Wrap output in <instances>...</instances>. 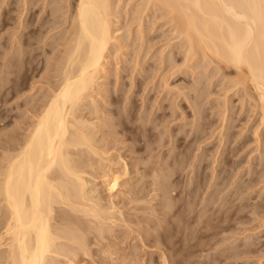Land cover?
<instances>
[{"label":"rangeland","instance_id":"rangeland-1","mask_svg":"<svg viewBox=\"0 0 264 264\" xmlns=\"http://www.w3.org/2000/svg\"><path fill=\"white\" fill-rule=\"evenodd\" d=\"M26 1L29 6L25 4L24 0H0V79H2L0 81V140L1 138L5 140L12 134L13 139L16 133L17 138H22L30 130L31 124L36 119L35 116L49 94L51 72L48 71L51 70H49L48 64L50 62L49 65L52 64V58L60 50L59 47H61L64 38L61 37L71 26V17L68 18L69 13L74 10L72 6L71 8L67 6V0H56L58 2L38 0L35 5H30L29 0ZM142 2L144 0H116V4H118L116 9L120 14L118 16L119 25L117 24L118 26L115 27L119 30L115 32V35L120 39L118 44L116 43L110 50L105 72L98 80L99 89L92 98L95 101L87 100L84 103L86 107L83 106L84 109L82 108L81 111L82 116H85L89 123H94L95 131H99L95 136L96 139L98 137V141L103 143L101 145H108V148L105 147L109 150L112 147V150L117 147L116 153L115 150H110L111 155L115 153V156H112L118 157L117 155L120 154L123 158H127L126 161L130 164V175L120 179L121 186H124L118 188L117 196L114 198L116 200L113 199L114 202L120 207H124V218L126 219L129 211L131 213L129 216L141 214L127 219L131 225L134 222L136 228L128 223L125 224L126 221L119 220L117 223L121 222V225H125L120 228V223L117 224L114 231L111 230L115 234L111 231L107 232L105 240L95 242L91 239L94 236L89 235V241L91 239L95 242L91 244V248H93L91 252H94L91 253V256L84 258L80 254L81 256L78 257V259H82L80 264H264V122H261L260 109H254L255 103L251 97L254 95L252 83L248 81L245 89L241 83V86L236 84L233 88L234 81L238 78L237 82L243 79L235 67L228 64L226 66L225 62L221 60L218 63V59L211 60V57L208 58L206 55H203L205 59L201 55L200 60L199 57L195 61L190 60L192 58L186 56L184 40L182 42L180 39L182 36H178V31L173 26L174 23L170 24L169 20L166 21L164 12L157 11V8L155 11L152 7L151 11L148 8L149 10L146 12L149 14L145 13L143 6L146 8V4L143 3L145 4L143 5ZM23 4L30 9L34 8L35 16L32 21L35 23L33 22L29 29L25 28L26 26H21V21L27 15ZM65 9L70 12L67 13ZM136 11H140V13L144 11L145 15H139V12L137 14ZM138 18L139 20H137ZM45 19L53 20L55 26L58 25L52 28V33L46 34V38H42L43 41L42 39H33V45L30 48L24 47L29 30L34 29V26L37 29L40 22ZM54 28L57 29L54 30ZM59 31L61 32L59 33ZM25 53L26 57H31L30 60L27 62L20 60L13 66V60L15 63L18 55ZM187 57L190 58L191 64L186 60ZM13 70H17V72L13 73ZM235 78L237 79L235 80ZM231 80L234 81L231 82ZM196 85L199 88H196ZM201 92L203 93L201 94ZM195 100L197 104H200L197 105ZM197 109H201L202 113H199V110L196 111ZM114 131L115 133H113ZM171 133L178 135L174 142H172ZM118 138L119 140H117ZM168 140L171 142L169 143ZM164 143L166 144L164 145ZM130 146L138 147L140 152L131 153L130 151V154L127 149L131 148ZM169 146L171 147L169 148ZM134 155L142 158L141 162L143 163H138L137 167L133 163ZM161 156L165 158L162 159ZM143 159L145 160L143 161ZM154 159L156 161L159 159L158 167L164 164V169L159 167L158 171L162 174L166 171L164 173L167 175L166 179H169L168 170H170L168 171L169 175L172 173V177L177 178L178 181L175 180L177 183H174V188L177 190L175 192H178L175 194L176 196L168 197V194L164 195L163 190L157 189L156 185L152 186L153 173L151 174V172L154 169ZM161 159L163 163L160 161ZM166 161L169 164H166ZM178 161H183V163L185 161L184 164L188 166L184 165L182 168ZM138 167L142 169V172L138 171ZM101 168L97 166L96 170H89L91 169L89 168L90 174L87 173L86 178L91 180L90 186L95 190L94 195L102 199L101 202L108 207L111 206L108 205L111 202L110 193L107 192L102 181V174L104 171H108V168L105 170ZM119 168L122 172L120 164L114 166V170H119ZM160 168L162 169L160 170ZM144 176L148 178L146 179ZM131 189L134 192H141V195L144 193L143 201H140L143 204L135 203L138 209L140 207L139 210L135 209L134 202H130L134 195L130 194ZM181 190L184 191V194ZM141 195L139 194L140 197H142ZM166 199L169 200L168 204ZM145 200H149L148 203H144ZM221 202H223L222 205ZM141 207L144 209L143 211H141ZM163 207L165 210L162 209ZM169 207L172 208L171 212L165 213V211L169 212L167 210ZM123 209H121L122 212ZM131 209L137 214H134ZM174 213L177 214L174 215ZM140 216L143 221H139ZM185 217L187 219L189 217V219L186 220ZM191 219L194 220L190 224ZM132 220L133 222H131ZM200 221L202 222L200 223ZM126 225L134 229L129 228L131 230H128ZM202 226L203 228H201ZM146 230L147 232H145ZM140 231L141 234H139ZM183 231L185 232L183 233ZM240 254L242 255L239 256Z\"/></svg>","mask_w":264,"mask_h":264},{"label":"bare ground","instance_id":"bare-ground-1","mask_svg":"<svg viewBox=\"0 0 264 264\" xmlns=\"http://www.w3.org/2000/svg\"><path fill=\"white\" fill-rule=\"evenodd\" d=\"M24 1H25V4L28 5V2L26 0ZM37 2L38 0H29V3H31L30 5H35ZM66 2H68L67 3L68 7L71 8L72 6V8L74 9L72 10L73 12L72 11L70 12L65 9L67 13L70 12L69 14L71 16L70 15L69 16L67 15V16L68 18L71 17L70 18L71 26L69 29L67 28L68 30L66 29L67 30L65 32L66 34L64 33L65 35L61 37V38L64 37L63 43H61L62 45L61 47H59L60 50L58 49L59 52L58 51H57L58 53L56 52L57 55L54 58H52V64L49 65L51 62L49 64L47 62L50 69L48 67L47 68L51 70V71H48V72H51L50 80H49L51 81V84L48 87L50 89H48L49 94L46 96L47 97L46 101L44 102V104L42 103L43 106L40 108V111L38 112V114L36 113L37 114L35 116L36 119L34 122L32 121L33 123L31 124L30 130L28 129L29 131L27 134L23 135L22 138L20 137L17 138V133H16V135L13 137V139L14 138L16 139L15 141L12 139L13 134L11 136L8 134L9 137L5 138V140L4 139L2 140V138L0 140V264H63V263L80 264V262L82 261V259H78L80 254L84 258L85 256H91V253L94 252V251L91 252V250L93 249L91 248L92 247L91 244L94 241L99 242L102 239L105 240L107 238V236H105L107 235L106 233L113 230L115 226L117 227L118 226L117 224L120 223L119 227L122 225H125L126 223L130 224L128 222L129 220L127 221V219H129V217L131 218L132 216L140 215L141 214L140 212L144 210L142 206L141 207L142 210L139 212L140 214L138 215L132 214V216H129V213H130L129 211V213H127L128 215L127 219L124 218L125 217L124 209H123L124 207L122 208V206L120 207L118 204H116V202H114V200L116 199L114 198L115 196H117L116 192L118 191V188L121 186L120 179H122L123 177H126L127 175H130V169H129L130 164L128 163V161H126L127 158L126 159L123 158L120 154L119 155L116 154L118 157H113L115 156V153H116L115 149L117 147L112 150L113 147L111 148L109 146V148H111L110 149L111 151L115 150V153L113 152L114 155L112 154L113 155L112 156L110 153V150L107 149L108 145L107 146L101 145L103 143H101L100 140L98 141L97 140L98 137L96 139V136H95L96 132H99V131H95V128L93 127L94 123H89L88 120L85 118V116H82L83 114H81V111L84 109L83 106L86 107L84 103L90 99H91L90 101L94 100V99L92 100V98H94V96L96 95L95 93L99 89L98 80L100 77H102L101 76L102 73L105 72L104 69L107 64V58L110 54V50H112V47L120 39V38L118 39L115 35L116 34L115 32L119 30L115 28L116 26L119 25L118 16L120 12L116 9V6L119 4L118 3L119 1H117L118 4H116V0H67ZM143 3L146 4V8L145 6H143L145 5ZM142 4L141 5L144 7L145 13L148 12L147 11L149 10L148 8H150V11L152 8H154V11L157 8L158 9L157 11L161 10V12H164V15L167 18L166 21L169 20L170 24L174 23L173 26L176 27L175 29H177L178 32L176 30L175 31L179 34L178 35L179 37L182 36L180 38L182 42L184 40L183 46L185 47L186 56H189L190 58H192V59L189 58L190 60L195 61V59H198V57L200 60L202 57L206 55V57L208 56V58L211 57L210 58L211 60L218 59V63L221 60L222 62H225L226 66L228 64L229 66H232L233 68L235 67L237 69V73L243 79L241 78L242 80L240 79L241 81H238V82H237V80H239L238 77H237L238 79L235 78V80L237 79L236 81L231 80V82L234 81L233 88L236 84L241 83L245 89L246 83L248 81H251L252 86L254 88V91H253L254 95H251L253 99L252 101L255 103L254 109L256 110L257 108L260 109V112L262 115L261 122H264V0H144ZM26 5H24L25 7L23 9L27 11V15L24 20L22 19L23 20L21 21L22 24L21 22L19 23L21 24V26L22 25L26 26L25 28L29 29L33 25L34 21H32V18L35 15L33 13L34 8L30 9L28 8L29 5L28 6ZM138 12H139V15L140 14L145 15L144 11H143L144 14L142 12L140 13V11H136L137 14ZM70 20L68 19L69 22ZM137 20H139V18ZM141 22L142 20L140 21V23ZM57 25L58 24H56V26ZM54 26L55 24L53 20L51 21L48 19L42 20V22H40V24L37 26V29H35L36 27L34 26L33 27L34 29L29 30V32L27 33V40H26L24 47H26L27 49L30 48L31 45H33L32 44L33 39L38 40L44 37L46 38V34H49L50 32L52 33L51 30ZM56 29L54 28V30ZM60 32L61 31H59V33ZM53 35L54 33L52 34V36ZM24 47H21V48H24ZM30 56H31V53H30ZM170 57L169 59H171ZM30 58L26 57V53L22 55L20 54L15 59V63L13 60V66L19 63L20 60L27 62L30 60ZM189 59L187 57L186 60L190 63ZM212 62H215V61H212ZM15 72H17V70L14 71L13 73ZM1 80L2 79H0V81ZM196 88H199V87H197L196 85ZM200 91H201V88H200ZM202 93L203 92H201V94ZM197 98L199 99L200 97L198 96ZM196 104H197V101H196ZM199 104L200 103H198L197 105ZM198 110L199 109H197L196 111ZM121 112L123 113V111ZM199 113H202V112L200 111ZM179 115L181 117V114ZM182 115L184 114L182 113ZM184 117H182L183 120H184ZM172 122H175V121H172ZM177 128L179 129V127ZM113 133H115V131ZM177 137L178 135L172 134L171 135V139L173 138L172 142H174V139H176ZM117 140H119V138ZM170 140H168L169 143L171 142ZM107 143L108 141L106 142V144ZM165 144L166 143H164V145ZM171 146H169V148ZM130 147L131 148H127L129 149V153L130 151L131 153L140 152L138 151L139 149L138 147L136 148L135 147L133 148L132 146ZM173 151H175V149ZM162 156L160 158H162ZM164 158L165 157H163L162 159ZM141 159L142 158H139L137 156L135 157L134 155L133 163L136 165V167L138 163L140 164L143 163L141 162L142 161ZM156 159H157V156H156ZM162 159L160 160L161 162H162ZM144 160L145 159H143V161ZM158 161L159 159L157 161L156 160L153 161L154 164L156 165L154 167V164H153L154 169H153V172H151V174L153 173V176H152L153 181L151 180L152 186L156 185L157 189L161 191L163 190L164 195L168 194V197H171V195L173 196L175 194H178V192H175L177 190L174 188V185H175L174 183L178 181L177 178L174 179L172 177L173 176L172 173L171 175H169L170 173H168V171L170 170H168L167 174H168L169 179H166L165 177L167 175L164 174L166 173V171L164 172L162 170L164 172L163 174L160 173V171H158L159 167L163 168L164 164H162L163 162L162 163L160 162L162 166L158 167V163H159ZM165 163L167 164L168 162L166 161ZM184 163L183 161H178V164L182 168L184 167V165H186ZM119 164L121 165L122 172H120V168L119 170H114V166L116 165L118 166ZM96 166L98 168L102 167L104 168V170L105 168H108V171H104V173L102 174V178H103L102 181H103L104 186L108 190L107 192L110 193L109 199L111 200V202L108 205H111V206H108V207L107 205L105 206L104 203L101 202L102 199L94 195L95 190L91 188L90 186L91 180L86 178L87 173H89V170H92V169L96 170ZM162 168H160V170ZM101 169H98V170H101ZM151 169L152 168L150 167V170ZM141 170L142 169L140 168L138 169L139 172H142ZM165 170L167 169L165 168ZM194 171L195 169L193 170V172ZM145 172L147 171L145 170ZM171 183H173V185H171ZM151 184H150V187H152ZM191 186H192V183H191ZM236 186L238 187V185ZM156 190H154V192H156ZM130 191H127V192H130V194L132 195L134 194L132 198L130 196L131 198L130 202L132 203L134 202L135 204L136 202L143 201L144 196L142 195L144 193H142L141 195L140 191H139L140 193H138L137 191L134 192L133 189H131ZM139 194L142 197H140ZM183 194H184V191H183ZM149 198L151 199V197ZM145 201L144 203H148V201L146 202ZM168 201L169 200H167V204L169 203ZM106 202L108 203V200ZM132 203H131V206H132ZM222 203L223 202H221V205ZM162 204L163 203H161V205ZM137 207L138 206L135 204V209H138ZM131 208L134 211H136L133 207ZM121 209H123V212ZM132 209L131 211L133 212ZM162 209L165 210L164 207ZM171 209L172 208L169 207V209H167L169 212L165 211V213L169 214L171 212ZM116 213L120 217H117L118 215ZM133 213L137 214V212H133ZM159 213L161 212L159 211ZM175 214L177 213H174V215ZM142 216L139 217V221H143L140 219ZM185 219L188 220L189 217L188 219L185 217ZM119 220L123 222L126 221V222L125 224L121 225V222L117 223V221ZM193 220L191 219L190 224ZM131 222H133V220ZM201 222L202 221H200V223ZM132 224L133 225L131 224L130 225L135 227L134 222ZM126 226L128 227V225ZM131 226L128 227V230L132 229ZM201 228H203V226ZM205 229H206V226L204 227V230ZM129 232L131 233V231ZM145 232H147V230ZM184 232L185 231H183V233ZM139 234H141V231ZM89 235L94 236L93 238H91L94 241H91V239L89 241L88 239ZM143 243H144V239H143ZM163 254L164 253L162 252V255ZM241 255L242 254H240L239 256ZM120 257L122 258V256ZM120 257L118 258L120 259ZM163 262L165 263L164 260Z\"/></svg>","mask_w":264,"mask_h":264}]
</instances>
